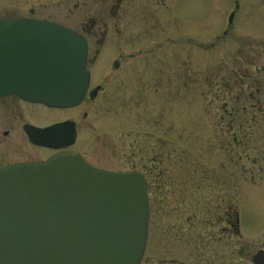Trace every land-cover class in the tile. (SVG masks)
<instances>
[{
  "label": "rangeland",
  "instance_id": "374dc122",
  "mask_svg": "<svg viewBox=\"0 0 264 264\" xmlns=\"http://www.w3.org/2000/svg\"><path fill=\"white\" fill-rule=\"evenodd\" d=\"M101 1L0 0V17L79 31L95 20L90 58L104 36L100 22H117L106 43L119 38L124 54L135 55L115 70L107 61L117 50L91 58V85L102 86L93 100L27 107L29 119L76 121L73 147L97 168H146L140 264H239V249L240 264H253L251 256L264 251V0H122L118 10ZM21 122L10 136L19 151L5 146V158L49 153L26 145Z\"/></svg>",
  "mask_w": 264,
  "mask_h": 264
},
{
  "label": "water",
  "instance_id": "95a60500",
  "mask_svg": "<svg viewBox=\"0 0 264 264\" xmlns=\"http://www.w3.org/2000/svg\"><path fill=\"white\" fill-rule=\"evenodd\" d=\"M86 48L81 34L55 22L0 17V96L79 104L89 82ZM26 131L53 148L75 137L69 121ZM143 177L97 168L75 149L1 167L0 264H140L148 225ZM251 261L264 264L263 250Z\"/></svg>",
  "mask_w": 264,
  "mask_h": 264
},
{
  "label": "flooded vegetation",
  "instance_id": "af4514ba",
  "mask_svg": "<svg viewBox=\"0 0 264 264\" xmlns=\"http://www.w3.org/2000/svg\"><path fill=\"white\" fill-rule=\"evenodd\" d=\"M109 1L113 2L112 3L113 5L110 7L115 8V10L119 9L121 2H122V0H109ZM97 23L98 22H96L95 20H93V21L90 20V21H88V24H83V25L77 26L80 28V31L73 29L69 26H66V27H69L70 29L77 31L81 35H83L84 39H86V45H87V48H86L87 49L86 68L89 70V73H90L89 83H88L87 91L85 93L84 98L81 99V102L76 106H79L81 103H84V99H86V97H88L90 100H93L94 97L97 95L98 91L100 90V88H102L101 84H94V86L91 85L92 80H93V74H92L91 68L88 67V64H89L91 58L93 59V61H95L100 56H105L108 51L111 50L113 53L114 50H117V53L115 55L112 54L113 56L110 58V60L108 59V61H107V64L109 63L110 66L115 70V69H118L121 67L123 60L128 59V58H133V56H135L134 53H132V52L124 54V50L126 47L123 43H120L119 38L117 39V42L106 43V39H107L106 34L108 33V29L110 27L116 28L117 22H112L111 24H108L107 22H100V24H102V28H104V33H103L104 36L97 37L95 39V41H94L95 48L93 49L92 57L90 58L89 52H90V43L91 42L89 41L88 38H90V40H91V38L96 36L97 33L95 32L96 31L95 27H96ZM128 43L129 44L132 43V38H129L128 42H126L127 47H130ZM107 45H109V46H107ZM140 53H142L141 50H139L137 52V54H140ZM93 90H95L94 94H92ZM34 106H40V107H42L44 109H48V110H50V109H64V108H52V107H47L43 104L29 102V101L21 99L19 96L14 95V94L6 95V96H0V168L4 167L6 165H11V164L19 163V162H26L27 163V162H32V161H36V162L42 161V160L47 159V157H49L54 152L59 151V150L75 149L76 151H78L81 154V152L77 148L73 147V145L77 139L76 121H74L73 119L66 118L65 120L60 119V120H56L53 122H48L47 124H39V123L33 122L32 120L29 119L30 115H32V114H30V110H28L26 108L27 107L31 108ZM7 110L10 111V114H8ZM20 120H22L20 126H21L23 134L25 135V138H26V143H27L26 145L29 147L31 146L34 148L41 149V150L49 152V153H46V155L43 154V155H45L43 157H38V158H33V159H24V160L13 159V160H11V159L5 158L6 157L5 156L6 151L4 148L5 146L7 149L14 147V149H16V151H19L20 147L18 146V143L16 141L14 143L13 140L10 138V136L12 135L11 134L12 131L15 129V127L13 126L14 122H20ZM63 121L71 122L72 126L74 127V133H75L74 134L75 137L73 140L74 142L69 146H65V147H61V148L56 149L53 147H48L46 145L37 144V143H34L33 141H31L28 133H26L27 132L26 127H28V126H33V127H37V128H44V127H47L49 125L59 123V122H63ZM3 123L9 124V125L7 127L3 128L2 127ZM5 137H8V138L6 140H4ZM158 150L162 151L163 149L160 148ZM149 165H150V163H146V167H148ZM162 171L163 170L161 169L160 173H162ZM140 172L144 175L143 178H145L146 177L145 173L147 172L146 168L144 167V170L140 171ZM145 181H146V187L145 188H146V190H148L149 189V183L147 181V178H145ZM226 221L228 222V219H226ZM234 224H235V227L237 228L236 234L238 235V239L240 240V234H239L240 233V219H237L236 223H234ZM239 253H240V249H239ZM239 253H237V254L239 255L238 258H239V264H240V254Z\"/></svg>",
  "mask_w": 264,
  "mask_h": 264
}]
</instances>
